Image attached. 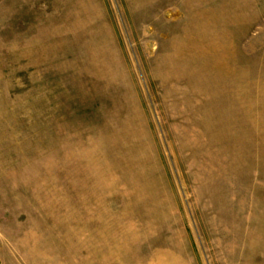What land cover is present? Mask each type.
<instances>
[{"label":"rangeland","instance_id":"374dc122","mask_svg":"<svg viewBox=\"0 0 264 264\" xmlns=\"http://www.w3.org/2000/svg\"><path fill=\"white\" fill-rule=\"evenodd\" d=\"M0 264H264V0H0Z\"/></svg>","mask_w":264,"mask_h":264}]
</instances>
